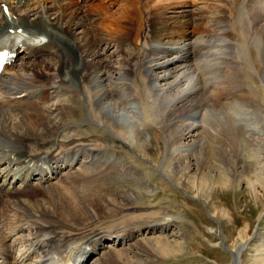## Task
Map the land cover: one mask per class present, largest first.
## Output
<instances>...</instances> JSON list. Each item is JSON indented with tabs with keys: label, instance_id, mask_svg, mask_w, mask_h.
Listing matches in <instances>:
<instances>
[{
	"label": "bare ground",
	"instance_id": "obj_1",
	"mask_svg": "<svg viewBox=\"0 0 264 264\" xmlns=\"http://www.w3.org/2000/svg\"><path fill=\"white\" fill-rule=\"evenodd\" d=\"M79 1L82 5L78 4ZM219 1L225 2L228 12H218L211 19L215 29L209 30L207 25L203 26L207 16H202L204 13L202 9L192 12L187 11L186 6H182L173 8L174 10L169 13L165 12L166 10L159 12V9L154 8L155 0H0V36L20 32V35L27 37L29 42L34 37H42L46 41L37 49L30 45V48H25L20 53L19 71H15L14 75L0 78V104L20 103V95L23 93L32 95L33 92L28 90L35 88L36 84L43 87H61L68 96L72 92L71 87L74 86L73 89L77 90L71 93V102L68 98L64 99L62 100L64 103L58 102L54 109H45L40 103L30 102L25 104L24 109L19 108L17 104L11 106L9 112L0 113V138L3 139L0 141V149L3 150V157L9 164L23 167L43 155H48L55 164L64 162L60 155L69 151H71L68 153L69 159L75 162L78 155L86 152L85 159L81 156L79 161L84 160L82 164L86 167L82 174L64 173L61 166L54 167V172L64 177L63 183L66 185L63 188L41 186L42 179L37 180L38 184L35 186L27 188L9 186L2 188L3 182L0 183V195L3 194V197L0 196V258L5 264H30L23 261L24 259L19 262L11 260V247L5 243L11 232L8 236L3 233L9 225L13 226V230L22 229V232L32 235L35 246H44L46 238H39L46 232L52 233L49 237H53V243L58 244L73 239L74 236H83L87 240L90 237L94 238L90 236L93 233L108 232L93 229L95 232L90 233L89 230H92L91 226L94 225L91 219L96 220L97 217L116 213L118 210L121 211L119 206H123V203L132 205L133 201L148 197L150 191L146 175L140 176L142 172L133 166L127 150L126 152L119 150L129 148L128 146L139 152L137 154L141 159L159 165L170 159L172 161L173 154H168L167 149L174 144L175 139H179L180 136L192 137L189 134L199 129L201 134H197L195 143L183 150L187 154L178 159L179 161L174 162V159L171 162L174 176L172 179L178 181L189 192L195 191L196 197L207 204L211 191H215L213 189L215 183L206 182L197 176L182 181L178 172L185 167L182 159H185L187 168L198 167L196 170H200L202 164L208 165L214 160L220 163L219 168L226 175L224 176L226 178L219 176L224 185L227 182L225 179L238 176V180L245 181L251 194L256 195L258 185H264V155H260L259 152L264 149V139L263 136H256V133L249 135L246 124H234L238 115L236 117L227 108L232 104L237 107L247 105L264 113V0ZM200 31L203 33L200 43L193 41V45L189 47L191 44L188 43L189 37ZM176 36L183 41L177 51L166 42L159 44L157 51L152 47L142 46V41H156ZM227 40L229 44L226 46L236 49V55L233 56L231 52L233 58L222 60L226 64L225 71L220 68V73H217L220 77L214 78L213 74H216V71L213 73L207 67L210 63L207 62V57L212 49L221 47L217 43ZM170 52L175 54L174 57L151 64L150 56ZM43 55L45 56L41 60H30L31 57ZM10 68H13V65ZM195 68L201 71L198 80L203 77L207 85L201 82L199 86H191L188 89L189 94L179 98L165 115L169 116L167 119L170 122L195 108L203 106L220 108L226 124L216 127L215 134L205 133V130L197 125V120L191 117L192 123L183 128L181 135L177 137L171 132L172 126L167 127L166 124L165 130L161 128L158 130L151 125L147 126L149 137L146 150L143 152L142 146H137L131 139L128 145L120 139L119 136L128 137L120 126L103 121L106 126L103 128L112 129L116 139L101 130L98 134L97 129L87 126L89 121L84 109L91 120L99 118V113L92 106L95 101L99 104L104 103L103 106L107 105L105 108L109 116L121 114L127 102L122 97L131 96L141 102L149 94L144 89L147 87L144 78H155L154 73L159 72L162 74L161 80L166 81L176 70L178 72L175 77L178 78L188 70L195 73L197 71ZM208 75L213 76L209 78ZM92 87L97 89L95 93H91ZM129 91L133 94L129 95ZM45 98L46 95H42V99ZM152 105L153 108L157 104ZM28 107L33 111L26 110ZM157 107L158 105L156 110ZM147 109L149 112L148 106ZM13 112L18 113V116L11 118ZM7 113L9 114L6 115ZM152 114L147 113V118L149 117L155 124L157 120L150 118ZM96 134L98 136L95 137ZM251 142H254L252 147L255 146V150H250ZM55 145L57 148L49 152ZM67 145L71 148H66ZM199 145L209 147L207 151L204 149L206 152L202 154V158L195 152ZM216 145L229 147V150L218 149V146L216 150H214L216 147L211 148ZM116 149L120 152H115ZM62 150L64 151L61 152ZM90 154L106 160L100 163L95 158L90 159ZM108 160L111 161L107 162ZM132 167L135 171L134 177ZM14 172L10 169L6 171L0 169V180L5 181L8 176H14ZM74 183L76 193L71 191ZM220 187L224 186L219 185L218 188ZM43 192L44 195L39 194ZM47 194L51 197L48 201L46 200L49 197L45 196ZM107 196L114 199L111 201L113 203L107 202ZM42 200L47 205H41ZM76 201H79V204ZM110 203H115L117 207L113 205L111 209L105 210ZM171 218L167 214L163 218H156L161 225L156 220L146 218L138 223L149 224L146 228L149 227L150 230H154L156 224H159L161 229L164 226L167 228L172 222ZM89 220L90 224H87ZM151 223L155 226L150 225ZM108 230L113 232L114 228ZM249 233L247 227L238 230L232 241L233 247L238 248L247 242ZM123 235L132 237L133 230L124 231ZM155 245L157 250L153 249L151 243H136L134 246L136 251L133 250L130 254L143 257V261L148 260V263L158 264L162 256L179 253L183 248L181 243L169 238L156 240ZM118 259L116 255L108 253L102 258L100 256L98 259L100 262L97 264H119Z\"/></svg>",
	"mask_w": 264,
	"mask_h": 264
},
{
	"label": "rangeland",
	"instance_id": "obj_2",
	"mask_svg": "<svg viewBox=\"0 0 264 264\" xmlns=\"http://www.w3.org/2000/svg\"><path fill=\"white\" fill-rule=\"evenodd\" d=\"M155 1L157 3L155 2L154 8L156 7L157 9H159V12L166 10L165 12L169 13L172 10H174L173 8L175 7L178 8L182 6H186L187 7V8L185 7L186 10L192 12L195 11L197 12V10L199 11L202 9L201 11L204 12V13L202 12L203 14L201 13L202 16L204 15L207 16V19L203 23V26L207 25L208 26L207 29L209 28V30L215 29L214 28L215 25H213L211 19L214 16H216L218 12L219 13L228 12V7L225 5V2L219 0H214V1L194 0L193 3H189V0H158V1L155 0ZM195 34L199 35L198 39L196 40H195L196 36H194ZM202 34L203 33H201L200 31L198 33H194L193 35H191L188 39V43H191L189 47L193 45L195 41L199 42L200 38L202 37ZM162 40L163 42L171 44L172 48L175 49L176 51L181 47L182 45L181 43L183 42L182 38H180L179 36L168 39L165 37ZM158 41L159 40H156V42ZM143 42L144 41H142V43ZM217 44L220 45L221 47L214 48L215 51L214 49H212L213 51L211 52V54L213 56L209 53V56L207 57L208 59L206 58L207 62H210L208 63L207 66L210 69V71H212L213 73L216 71L215 72L216 74H213L214 78L220 77L219 76L220 74L219 75L217 74L218 72L220 73V68L221 70L223 69L225 71L226 64L223 63L222 60L223 59L229 60L233 58L231 54L233 56L236 55V49H232V48L230 49V47L226 46L229 44L228 40L226 42L223 41V43L219 42ZM142 45L144 46L146 45V43H143ZM108 48H110V46ZM159 55L162 54L158 53L156 55L150 56L149 60L150 62L152 61L151 64L163 61L164 59H167L169 57H174L175 54L170 52L162 56ZM200 59L204 60V58H200ZM144 70L143 72L145 74ZM195 70H197L195 71V73L193 70L185 71L183 72L182 75L178 76V78L175 77V75H177L176 72H178V70H176V72L173 73L172 77H167L166 81L161 80L162 74L159 72L154 73V75H156L155 78H150V77L144 78L143 81L147 85V87L145 85L147 89L146 88L144 89L147 91V93H149L147 94L148 97L146 96V98L143 99V101L141 102L134 100V98L131 96L129 98L122 97L123 99L125 98L124 101L127 102L122 113L120 112L121 114L117 113L116 115L109 116L107 112V108H105L107 105L103 106L104 103L99 104L98 102L95 101L92 104V106L99 113V118L91 120L89 118V114L87 110L84 109V112H86L85 114H87V119L89 121L88 124L89 128L97 129L96 133L98 134L100 130L104 131L106 132V135L115 138L116 134L112 131V129L110 130L109 128L107 129L103 128V126H105L103 124V121H108L110 123H113V125L117 127L120 126V128L124 129L128 135V137L119 136L120 139H123V141H125L127 145L132 140L133 142H135L134 144H136L137 146L139 145L142 146L143 152L144 150H146L145 147L147 144V139L149 137V131L147 126L150 127L152 125L151 127H154L158 130L159 128L165 130L168 126H172L170 127L171 132L175 137H177L181 135V130L183 128H186L188 125H190L189 123H192V120H190L191 117L197 120L196 121L197 125L199 124L198 126L203 128L205 130V131L203 130L205 133L207 132L208 134H215L214 129L216 127L218 128L219 125L221 126L223 124L224 125L226 124V119L222 115L221 112L222 110L220 111V108L213 109L208 106L195 108L189 112L183 113L180 117L170 122L167 119L169 116L165 115L169 111V109L176 104L179 98L189 94L188 89L191 86L193 87L199 86L201 82L204 85H207V82L203 81L202 79L203 77L202 78L200 77V80H198V75L199 74L201 75V71L197 68H195ZM14 71L17 72L19 70L14 68ZM10 75H12V73ZM212 76L208 75L209 78L210 77L212 78ZM60 89H61L60 87H55L51 89V96L53 99L49 100V102L45 104L47 108L54 109V107L58 105L57 104L58 102L64 103V101L62 100L67 98L70 100V97L67 94H63L64 90L61 91V93L58 92ZM91 89H92L91 93H95L97 90L94 87H92ZM74 90L75 89H72L73 93ZM130 94H133V92L129 91V95ZM70 102L69 104H71ZM144 103L145 104L147 103V105H145ZM152 104L154 105L157 104L158 109L156 110L157 105L152 108L151 107L153 106ZM233 105L234 104H232V106H230V108L228 107L227 109L229 110L230 113H234L233 115L235 116L238 115V117L236 116L237 117L235 120L236 123L234 124L236 125H238L239 123L246 124L248 127L247 133L249 135L251 133L254 134L256 133V136L259 137L263 136L264 139V113L255 110L247 105L241 107H239L240 105L238 107ZM147 106L149 107L151 112L150 111L148 112ZM235 110L237 111V113H235ZM152 112L154 113L152 114ZM147 113L152 114V117L150 118L156 119L158 123L157 121L155 122V124L151 122L149 120V117L147 118ZM8 114L9 113H7L6 115ZM15 115L17 117L18 113L13 112V114L11 115L12 117L11 116L10 117L14 118ZM200 123L203 125H201ZM98 134H96L95 137L98 136ZM197 134H201L199 129L194 133L189 134L192 137L180 136L179 139H175L174 144L169 149H167L169 152L166 151L168 152V154L174 155V156L172 155V161L174 159H175L174 162L176 160L179 161L178 159L182 158L185 154H187V152L183 150H185L188 147L190 148L191 147L190 145H193L195 143ZM115 142H118V140H115ZM251 144L252 145L249 147L250 150H255L256 147L255 146L252 147L254 145V142H251ZM217 146L218 145L214 147L212 146L211 148L214 149L216 147L214 149L216 150ZM128 147L129 148L126 149L121 148L119 150H123L125 152L127 150L128 157L130 156L129 158L131 159L133 166H135L138 170H141L142 174H140V176L146 175L147 185L149 186L148 190L150 191V194H148V197H145V199L142 200L140 199L139 201L138 200L133 201L132 205L123 203V206L122 205L119 206L122 212L118 210L116 211V213L112 212V214H108V216L106 215L107 217L106 216H103L101 218L97 217L96 220L95 219H91V220L93 222L94 221L97 222L94 228L115 227V228H120L121 230V229H125V227L129 228V226L132 224L131 228L125 230V232L129 230H133L134 227H136L135 231L141 229V231H139V235L136 238V241L138 242L132 241L131 243H125L119 245L107 244V246L103 250H101L98 255L94 256V258L91 260L89 264L99 263L100 261H98L97 259H100V256L101 258L104 257V255L106 256V254L108 253H112L116 255L117 259L121 257L120 259H118L119 264H151L147 262L148 260L143 261V257H137L134 256L133 254H130L131 251L133 252L135 244L142 242H147L149 244L151 243L153 249L157 250L155 245L156 240L160 241L161 239H166V238H169L170 240L174 239L178 241L179 243L182 244L183 248L182 251L179 253H173L171 255H167L164 257L162 256L161 259L164 261L161 260L162 262L160 261L158 264H263L264 263V185L259 184L258 189L256 191V195L253 196L251 192L248 190L245 181L238 180V176L234 178L230 177L229 179H225V181L227 182H225L226 184L224 185L222 183V179H220L219 176H223V178H226L224 177L226 175H224L225 173L223 174L222 170L219 168L220 163L218 161H214L211 159L212 160L211 163H208V165L202 164V166L200 167L201 169L198 170L199 169L198 167L187 168L186 166L187 163L185 162V159H182V161L184 162L182 163L184 164L185 167H182L178 172V176L181 175L180 177H182L181 178L182 181L185 180V178L197 176L198 178L200 177L202 178V180L206 182L215 183V186L213 188L215 189V191L214 190L211 191V196L207 202L208 204L207 205L204 204L198 197H196L195 191L189 192L183 186H181L178 183V181L175 182L172 179L174 176L172 174L171 166L173 165H171L172 162L171 159L167 160L166 161L167 163L164 162L159 165H154L153 163L155 162L153 161L148 162L146 160L141 159L138 156L139 154H137L139 152H135L132 146H128ZM251 147L254 149H252ZM204 149L207 151L209 147H207L206 145H199L198 148L195 149L196 154L198 153L200 155V156L198 155L199 158H202V154L204 155V153L206 152L204 151ZM218 149L229 150V147H224L220 145V147L218 146ZM115 152H120V151L117 150ZM259 152L261 153L260 155H264V149H261ZM166 155L167 153H165V156ZM149 168L151 170H149ZM196 168H198L197 169L198 171L196 170ZM78 172L79 174L83 173L80 170H78L77 173ZM134 174L135 171L134 168L132 167L133 177ZM75 183H76V179H75ZM75 183L72 186L71 191L76 193V190L74 191ZM49 184L45 185V187L61 186L60 181L58 180L52 181ZM219 185L220 186L222 185L224 187L218 188ZM68 192H70L69 189ZM39 194L44 195V192ZM45 196L49 197L47 198L46 201L51 199V197L48 194ZM112 200L114 199L112 198L110 199V197L107 196V202H111ZM42 201H40L41 205H47L44 202V200ZM76 203L79 204V201H76ZM111 203L110 206L105 208V210H107L108 208L111 209L113 205L117 207L115 203L114 204ZM166 214L170 215L173 218V219L171 218L172 222L168 224L167 228L164 226V228L160 229V226L158 225L159 224L161 225V222L158 219L165 217ZM145 218L156 220L157 223L159 222V224H156L157 227L154 230H150L149 227L146 228V226H148L149 224L140 225L138 223L141 220H146ZM88 222L87 224H90V220ZM152 224L154 225V223H151L150 225ZM137 226H140L141 228H137ZM244 227H247V229L251 233V234L249 233V237H248L249 240L244 244H241L238 248L233 247L232 241L235 238L236 232ZM152 240L155 242H153ZM5 243L7 242L5 241Z\"/></svg>",
	"mask_w": 264,
	"mask_h": 264
}]
</instances>
